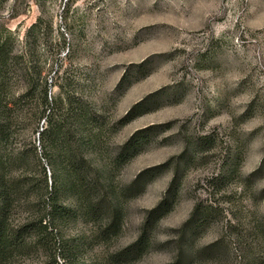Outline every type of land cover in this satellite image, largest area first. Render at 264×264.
Instances as JSON below:
<instances>
[{"label": "rangeland", "instance_id": "rangeland-1", "mask_svg": "<svg viewBox=\"0 0 264 264\" xmlns=\"http://www.w3.org/2000/svg\"><path fill=\"white\" fill-rule=\"evenodd\" d=\"M1 43L9 225L52 234L10 264H264V0H0Z\"/></svg>", "mask_w": 264, "mask_h": 264}, {"label": "trees", "instance_id": "trees-1", "mask_svg": "<svg viewBox=\"0 0 264 264\" xmlns=\"http://www.w3.org/2000/svg\"><path fill=\"white\" fill-rule=\"evenodd\" d=\"M38 28V24L32 26L31 30L35 31ZM6 30V35L12 36L11 31ZM31 55H33L32 49H30ZM19 57H12L10 50L7 48V44H0V136L3 133H7L8 128L11 124L12 114L16 108L14 105H10L7 101L10 92L9 79L11 71L18 65ZM20 74L27 85V93L32 90L34 83V76L36 73L32 71L20 69ZM44 100L48 102V95L45 91ZM132 117V114L129 116ZM45 133L44 135H46ZM41 135V134H40ZM1 141V138H0ZM9 167L3 161L0 155V264H10L14 254L16 252H22L29 250L28 247L32 248V245L38 247L44 238L49 239L52 237L50 228L47 223L46 216L41 217L36 223H29L28 225L22 226L19 229H15L9 225V212L13 206V202L18 197L26 194L28 184L21 181L9 180ZM70 186H74L77 183V179L69 182ZM48 186H46L47 188ZM39 196V195H38ZM169 203V198H165L158 206L148 212L146 220L142 226V233L139 240L132 246L131 249L119 255L115 258V261L121 259V257L142 255L150 243V229L154 223L158 222L164 216L168 214L166 205ZM95 211L94 204L87 205V215H92ZM199 215V210L196 208L191 215V221ZM205 218V217H204ZM203 218V219H204ZM202 219V220H203ZM136 249V250H135ZM178 259L172 264H191V252L183 249L180 251ZM56 252L51 253L52 259L56 262Z\"/></svg>", "mask_w": 264, "mask_h": 264}]
</instances>
